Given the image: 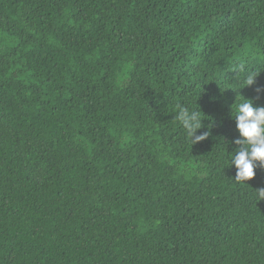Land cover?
I'll return each mask as SVG.
<instances>
[{"label": "trees", "instance_id": "trees-1", "mask_svg": "<svg viewBox=\"0 0 264 264\" xmlns=\"http://www.w3.org/2000/svg\"><path fill=\"white\" fill-rule=\"evenodd\" d=\"M257 88L264 0H0V264H264Z\"/></svg>", "mask_w": 264, "mask_h": 264}, {"label": "clouds", "instance_id": "clouds-1", "mask_svg": "<svg viewBox=\"0 0 264 264\" xmlns=\"http://www.w3.org/2000/svg\"><path fill=\"white\" fill-rule=\"evenodd\" d=\"M259 73L247 72L244 77V87L252 86L256 82ZM258 94L264 93V88H257ZM176 119L186 130L192 145L205 140L209 133L196 135L197 130L203 127V119L198 110H192L183 104L176 105ZM231 116L236 122L239 138L233 143L237 146L230 153V166H235L237 181L245 182L251 180L255 175L257 167H264V106H254V101L244 99L235 108L231 109ZM257 199H264V188L257 189Z\"/></svg>", "mask_w": 264, "mask_h": 264}]
</instances>
